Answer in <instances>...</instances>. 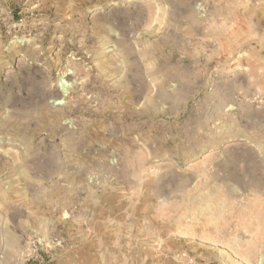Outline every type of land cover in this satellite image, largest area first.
<instances>
[{
    "label": "rangeland",
    "instance_id": "rangeland-1",
    "mask_svg": "<svg viewBox=\"0 0 264 264\" xmlns=\"http://www.w3.org/2000/svg\"><path fill=\"white\" fill-rule=\"evenodd\" d=\"M0 264H264V0H0Z\"/></svg>",
    "mask_w": 264,
    "mask_h": 264
},
{
    "label": "bare ground",
    "instance_id": "bare-ground-1",
    "mask_svg": "<svg viewBox=\"0 0 264 264\" xmlns=\"http://www.w3.org/2000/svg\"><path fill=\"white\" fill-rule=\"evenodd\" d=\"M229 59V58H228ZM225 61V60H224ZM226 61H227V59H226ZM225 64H227V62L226 63H224V64H222V65H225ZM238 65H236L235 67H233V68H236ZM224 67L223 66H221L220 67V69H223Z\"/></svg>",
    "mask_w": 264,
    "mask_h": 264
}]
</instances>
